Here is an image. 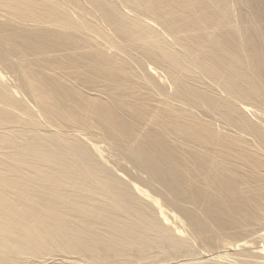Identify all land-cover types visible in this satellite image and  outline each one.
I'll return each instance as SVG.
<instances>
[{"label": "bare ground", "instance_id": "6f19581e", "mask_svg": "<svg viewBox=\"0 0 264 264\" xmlns=\"http://www.w3.org/2000/svg\"><path fill=\"white\" fill-rule=\"evenodd\" d=\"M0 264H264V0H0Z\"/></svg>", "mask_w": 264, "mask_h": 264}]
</instances>
